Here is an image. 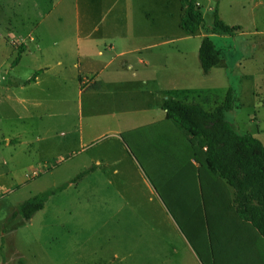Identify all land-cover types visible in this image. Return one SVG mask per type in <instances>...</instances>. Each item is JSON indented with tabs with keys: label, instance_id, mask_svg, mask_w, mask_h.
<instances>
[{
	"label": "rangeland",
	"instance_id": "1",
	"mask_svg": "<svg viewBox=\"0 0 264 264\" xmlns=\"http://www.w3.org/2000/svg\"><path fill=\"white\" fill-rule=\"evenodd\" d=\"M196 2L205 29L162 46L168 53L185 49L188 55L184 62L172 54L166 56L170 68L159 72L162 85L166 84L161 92L211 109L223 101L230 87L235 100L225 118L238 133L250 134L264 145V0ZM120 5L115 0H0V89L10 78L22 80L32 74L31 68L46 66L56 54L53 49L59 47L51 42L60 34L74 32L75 15L86 16L90 23L85 24L86 28L97 27L92 30L94 36L107 33L106 24L120 16L147 19L144 22L151 32L161 30L167 36L183 33L178 26L182 13L179 0H131L129 9L118 13ZM214 9L225 25L234 27V32L207 35L219 49L221 60L203 73L196 57L195 62L192 59V52L200 34L212 26ZM36 35L42 38L41 51L35 47ZM27 48L31 56L27 52L10 73L12 62L18 61ZM83 78L91 76L81 74L82 86ZM124 89L114 108L137 107L148 99L139 95L135 81ZM71 104L75 112L72 120L76 122V95H72ZM6 107L0 105V134L12 138L24 129L30 133L26 138L33 141L29 154L22 156L15 152L19 146L14 141L5 146L0 136V264H200L191 249L192 245L197 250L195 244L177 226L178 213L165 201L159 173L163 155L144 156L132 146L134 137L126 130L117 134L97 127L90 130L87 118L82 119V141L73 136L61 143L66 134L62 125L69 126V122L57 116L58 108L40 109L39 118L35 113L21 121ZM47 112L55 113L54 117L47 116ZM83 112L85 117L88 111L84 108ZM47 125L51 126L48 148L36 140ZM156 127H142L136 139L146 136L151 141L157 137ZM90 167L89 172L73 181L80 171ZM207 179L203 180L204 188L212 195H208L211 201L203 196L206 213L222 221L227 217L228 228L216 226L218 235L224 234L226 243L241 247L259 243L253 230L234 216L228 187L211 180L208 185ZM60 186L63 188L55 190L29 220L12 215L32 195Z\"/></svg>",
	"mask_w": 264,
	"mask_h": 264
},
{
	"label": "crops",
	"instance_id": "2",
	"mask_svg": "<svg viewBox=\"0 0 264 264\" xmlns=\"http://www.w3.org/2000/svg\"><path fill=\"white\" fill-rule=\"evenodd\" d=\"M115 1L116 3L119 2V5L122 4L117 9L118 13L119 10L125 12L127 8L129 9L128 5H131V0ZM85 17L80 14L79 16L75 15L72 18L74 32L60 34L56 40L51 42L54 46L58 44L59 47H56L58 50L53 49L56 54L47 60L46 66L31 68L33 70L32 74H28L22 80L16 81L14 78H10L3 83V87L0 89V105L6 104V109L21 121L33 117L32 115H35V113L39 118L40 109L49 111L48 109L58 108L57 116L69 122V126L68 123L62 125L66 129V134L64 133L65 137L61 140V143L68 142L73 136L82 141L84 137L83 118H87L90 130L97 127L102 131H110L116 134L120 130L130 131L164 120L165 111L161 109L160 104L162 99L167 97L161 92L162 87L166 84L162 85L163 77L159 75V72L170 68L168 58L166 59L168 54H172L174 59L184 62L188 52L185 49L176 48L168 53L162 46L174 40H184L192 35L182 31L179 26L180 17H178V26L183 33L176 36H167L161 30L151 32L148 27L146 28L144 22L147 19L132 17L133 19L130 20L126 16H120L115 22L107 23V30H105L107 33L104 35L94 36L92 30L97 27L90 29L89 26L86 28L85 24L90 23ZM208 34H200L196 50L192 52L194 62L196 57L199 63L198 46L201 38ZM35 40L36 49L41 51L39 49L41 48L42 38L36 35L34 36ZM27 52L30 54L28 48L18 61L14 60L12 62L14 66L10 73L14 72L15 68L21 64L24 56H27ZM46 53L48 54V50H46ZM55 67H57L55 71L51 72V68ZM81 74L91 76L90 81L83 86L80 84ZM32 76L34 78L28 81ZM131 81L137 82L140 87L139 95L147 96V101L133 108H114V103L118 101V97L122 92L121 89L127 87ZM72 95H76V114L78 115L76 122L72 120L75 113L74 106L71 104ZM160 96L161 98H159ZM58 102L61 103V106H57ZM96 107H99V110ZM84 108L85 111H88L85 117ZM54 114L53 112L46 113L47 116L51 117H54ZM50 130L51 126L47 125L46 130L42 132V136L36 137V140L44 142L46 148L51 145L49 141L51 137L49 135ZM2 135L0 134V136ZM13 135L12 138L8 135L5 136V134L2 136L4 145H10L14 141V145L19 146V149L15 152L22 156L29 154V146L33 139L26 138V136L28 137L30 133L21 129ZM191 163L195 165L193 160H191ZM29 166L34 167L31 163ZM182 179L178 180L179 186L176 185L173 195H167V197L173 198V208H175L178 215H199L201 219V215L204 213L202 198L205 197L208 201H211L208 195L212 194L208 191H205L203 195L201 192L199 193L197 191L199 185L193 183L199 182L197 179H193L191 176ZM211 181L207 179L206 183L210 185L212 184ZM227 187L230 190L232 201V188ZM234 216L240 220L235 214ZM208 220L207 225L206 222L202 223L204 231L199 236V242H196L194 235H192V238L195 239L194 244L198 248H201L203 243L205 255L209 259L212 257L209 262L213 264H264V242L248 223L240 220L253 230L255 240H258L259 243H246L241 247L234 243H226L224 234L220 237L216 232V226L228 228L226 216L222 221L221 217L216 215L209 217L208 215ZM176 223L181 233H184L177 221ZM210 233L212 242H210ZM186 239L188 240L187 237ZM204 243H215V254L213 256L208 255L209 250H206V244L204 245ZM191 247L199 263L203 264L197 251L192 245Z\"/></svg>",
	"mask_w": 264,
	"mask_h": 264
},
{
	"label": "trees",
	"instance_id": "3",
	"mask_svg": "<svg viewBox=\"0 0 264 264\" xmlns=\"http://www.w3.org/2000/svg\"><path fill=\"white\" fill-rule=\"evenodd\" d=\"M179 1L182 8L179 26L182 31L186 34H193L198 29H205L203 15L196 0ZM206 32L231 35L234 32V27L225 25L217 10L214 9L213 24L209 29H206ZM197 55L203 73H207L221 60L219 49L207 35L201 38ZM33 78L34 76L30 77L28 81ZM234 100L233 90L230 87L227 89L223 101L211 110H205L197 102H185L167 96L162 99L160 104L161 109L165 111L164 120L148 125L149 127H159L155 132L156 138L150 141L145 136L137 140L136 135L140 134L139 132L143 128L130 130L126 133L128 136L131 134L132 139L134 137L135 141L132 146L144 156L149 158L150 154L152 157L155 155L162 157L163 155V168L159 169L164 187L162 192L164 195L166 194L167 200L165 199V201L172 207L174 200L168 198L167 195H173L176 185L179 186L178 180H183L182 178L186 176L197 179L199 182L193 183L199 185L197 191L202 194L205 191L203 180L207 177L224 188L226 186L232 188L231 206L234 214L240 220L248 223L264 242V145L258 138L250 134L238 133L225 118V113L233 108ZM191 160L197 165L192 164ZM91 168L80 171L73 181L89 172ZM62 188L60 186L32 195L17 206L12 215L19 214L23 220H28L36 211L42 209L45 201L55 190ZM202 199L204 213H202L201 219L199 215L177 216V222L192 243H195L192 235L195 236L196 242H199V236L204 231L202 223L206 222L207 225V207L205 199ZM210 242H212L211 233ZM205 244L206 250H209L208 255L213 256L215 243ZM196 249L203 264H213L209 262L212 257L209 259L204 253L203 243L201 248L196 247Z\"/></svg>",
	"mask_w": 264,
	"mask_h": 264
},
{
	"label": "built area",
	"instance_id": "4",
	"mask_svg": "<svg viewBox=\"0 0 264 264\" xmlns=\"http://www.w3.org/2000/svg\"><path fill=\"white\" fill-rule=\"evenodd\" d=\"M89 81H90L89 78H83V79H81V83L82 84H87Z\"/></svg>",
	"mask_w": 264,
	"mask_h": 264
}]
</instances>
